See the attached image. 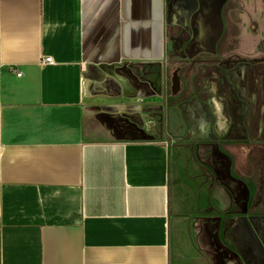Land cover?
<instances>
[{"label": "crops", "instance_id": "0c3cea01", "mask_svg": "<svg viewBox=\"0 0 264 264\" xmlns=\"http://www.w3.org/2000/svg\"><path fill=\"white\" fill-rule=\"evenodd\" d=\"M173 53L223 61L207 68L223 89L205 95L227 131L238 84L264 57V0H0V264H205L181 237L164 97L150 82L131 96L90 87ZM233 145L222 151L245 174ZM254 218L223 222L232 264H264Z\"/></svg>", "mask_w": 264, "mask_h": 264}, {"label": "rangeland", "instance_id": "374dc122", "mask_svg": "<svg viewBox=\"0 0 264 264\" xmlns=\"http://www.w3.org/2000/svg\"><path fill=\"white\" fill-rule=\"evenodd\" d=\"M218 63L223 61L216 56L179 58L173 53L160 65L123 64L105 69L103 77L90 87L111 96H131L140 90L146 94L144 86L150 82L164 97L162 116L169 126L164 139L178 159L173 192L181 205L175 212L185 218L182 240H191L205 264H232L230 238L222 233L223 222L231 213L256 214L255 226L264 243V57L253 61L251 77L244 74L243 84H238L243 105L235 119L232 113V119L227 118V131L220 127L212 100H206L205 95L216 101V82L223 89L221 76L208 75L207 68H215ZM223 66L234 70L230 59ZM207 80L215 81L214 88L208 89ZM202 86L205 100L200 99L198 91ZM233 108L231 105L230 112ZM146 137L139 133L133 139ZM235 144L246 153L245 174L236 171L234 175L232 155L222 151L226 145Z\"/></svg>", "mask_w": 264, "mask_h": 264}, {"label": "flooded vegetation", "instance_id": "af4514ba", "mask_svg": "<svg viewBox=\"0 0 264 264\" xmlns=\"http://www.w3.org/2000/svg\"><path fill=\"white\" fill-rule=\"evenodd\" d=\"M229 256H230V259H232L233 261H235L237 258H236V255H234L233 253H231L230 251L228 252Z\"/></svg>", "mask_w": 264, "mask_h": 264}, {"label": "built area", "instance_id": "2783aa9c", "mask_svg": "<svg viewBox=\"0 0 264 264\" xmlns=\"http://www.w3.org/2000/svg\"><path fill=\"white\" fill-rule=\"evenodd\" d=\"M44 61L45 62H51V59L50 58H45Z\"/></svg>", "mask_w": 264, "mask_h": 264}]
</instances>
